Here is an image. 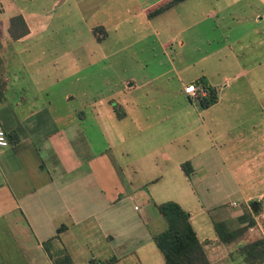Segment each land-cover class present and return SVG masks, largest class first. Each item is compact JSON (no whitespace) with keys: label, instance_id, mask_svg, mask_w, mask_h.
<instances>
[{"label":"crops","instance_id":"0c3cea01","mask_svg":"<svg viewBox=\"0 0 264 264\" xmlns=\"http://www.w3.org/2000/svg\"><path fill=\"white\" fill-rule=\"evenodd\" d=\"M18 1L0 0V125L7 139V145L0 147V264H53L64 253L71 264H164L151 237L165 228L155 205L170 199L188 213L211 264H237L239 260L233 259L241 255L223 257L227 250L224 246L235 244L237 248L254 239L222 243L212 223L222 221L227 226L228 216H243L241 210L230 209L235 203L227 202V207L218 204L220 195L240 194L250 200L255 197L243 188L264 183L254 179L258 174L264 180V93L261 95L260 89L264 82V0H182L168 7L165 5L171 0H127L132 5L129 18L137 42L152 37L158 49L165 52L175 40V52L180 53L184 40H203L208 46L214 43L193 62L184 60L181 54L167 58L162 73L173 71L178 76L207 59L228 70L217 73L215 81L219 82L205 74L203 68L199 76L190 80L203 77L216 89L217 101L209 107L200 109L196 101L187 98V104L174 111L150 113V120L158 122H169L173 116L178 127L173 130L164 124L154 130L152 126L158 124L150 123V150L142 156L148 162L142 168L133 160L119 161L128 154L126 149L134 151L138 143L121 148L107 144L96 150L80 127L85 112L89 121L115 118L119 122L126 118L124 106L137 107L133 92L150 85L152 77L146 74L140 81L132 74L126 78L110 76V81L105 76L97 93L90 92V83L80 85L91 67L93 54L106 59L115 52L106 53L101 43L110 29L124 21L111 15L107 18L111 27L107 22H96L99 37L91 34L87 42L57 54L56 59L69 56L73 64V90L62 99L82 105L58 113L51 109L49 100H41L39 94L48 93L37 87V81L33 83L36 95L30 100L25 98V87L11 72L12 60L8 56H18L24 49L7 47L23 43L45 27L42 15L26 12ZM49 1L55 6L64 0ZM15 15L22 16L27 33L11 39L7 27ZM237 28L239 32L235 33ZM188 32L194 38L188 37ZM74 36L75 33L71 38ZM114 36L121 40L119 33ZM92 39L99 40L97 53L85 50ZM140 67L144 69L145 65ZM16 68L19 72L28 70L24 63ZM105 68L104 64L100 66ZM35 71L39 72V68L31 70ZM252 71L257 73L254 79L259 85L251 81ZM190 81H180L183 92ZM236 81L245 88L236 89ZM16 85L18 96L11 99L9 91ZM24 104L25 110L20 108ZM210 110L214 112L209 121L215 125L218 120L259 117L263 126L259 124L257 129L253 123L248 129L241 127L233 132L234 126L229 124L213 134L203 117ZM184 162L188 163L187 173L181 168ZM219 169H224L227 177H219ZM137 190L144 192L140 205L135 204ZM219 214L225 218H217Z\"/></svg>","mask_w":264,"mask_h":264},{"label":"rangeland","instance_id":"374dc122","mask_svg":"<svg viewBox=\"0 0 264 264\" xmlns=\"http://www.w3.org/2000/svg\"><path fill=\"white\" fill-rule=\"evenodd\" d=\"M126 2L128 1L126 0ZM193 2L194 1H192V3ZM17 4L22 5L28 13L39 16L42 15L45 27L43 31L33 34L30 39H27L23 43L13 44V46L7 47L8 49H24L21 54H17L18 56L12 54L8 56L9 59L12 60L9 63L11 72H14V74L19 77L18 82H21L25 87V92H22L25 98L30 100L32 96L36 95L33 83L34 81H37V87H42L41 89L44 91L46 90L48 93V95L45 96L43 93H40L39 96L41 97V100H49L51 109L58 113L65 111L68 107L80 108L82 105L75 103V101H63L62 99L64 94L73 90L71 88L72 84L70 83L74 78L70 73L71 65L73 64L70 63L69 56H63L62 58L56 59L57 54L69 50L73 45L87 42L88 39H90L91 34L99 37L101 31L100 28L95 25L96 22H107V18H110L111 15L118 16V19L124 21L123 23L119 21L120 24L116 28L110 29L107 39L101 43V48L106 50V53L112 50H115V52L110 54L106 59H99L98 56L93 54L91 56L92 61L88 74L85 75V78H81L79 81L80 85H83L84 82L90 83V92L97 93V87H99L101 82L104 81L105 76L108 81L114 79L116 76L126 78L130 74L135 76V78H137L136 80L139 81L143 74L152 77L150 85L140 87L133 92V97L135 98L134 103L137 101V107L128 104L124 106L127 110L126 118L119 122H117L115 118L111 121L101 119L89 121L86 118L89 114L85 112V119H80V127L84 129V132L92 142V147L96 150L106 147L107 144H111L114 148H118L115 145L121 148L129 143H138L137 148L134 151L132 148H129V150L126 149L128 154L119 158V161L122 159L125 160L124 163H129L133 160L140 168L147 164L148 159L143 158L142 156L150 150V123L156 122L155 124H158L152 126V129L154 130L164 124L173 130L178 127L173 121V116L169 119V122H158L157 119L150 120V113L156 115L158 112L161 113L167 109L174 111L176 108H181L187 104L185 88L184 93L180 81L182 83L189 82L196 76H199L201 74V68H203L204 73L208 76L212 75V80L214 81L218 80L217 73L220 70L228 71L225 68L216 66L215 61L207 59L204 60L203 65H194L189 69V72L180 73L178 76H174L176 74H174L173 71L162 73V70H165V67L167 66L168 59L176 58L181 54L184 60L193 62L194 60H197L199 54H205L206 50L212 48L214 43L212 42L210 46H208L205 45L203 40L200 42L195 40H184V49L182 53H180L175 52L178 50L177 41L175 40L169 43L165 48V52H161L158 49L152 37H147L146 39L137 42L134 40L135 29L129 18L132 11V5L129 2L127 4L121 0H64L63 2L52 6L51 1L49 0H19ZM107 24L109 27L112 26L108 22ZM90 26H92L91 32L89 29ZM238 32L239 29H235V33ZM74 33L76 36H74L73 39L71 38V35ZM117 33L121 35V40H117L114 36V34ZM187 36L194 38L191 32H188ZM250 39L252 38L250 37ZM97 43H99V40L92 39L89 46L85 47V50L89 49L97 53L99 49ZM21 63L26 64L28 69L26 72L17 71L18 69L16 67ZM103 64L106 66L104 70L100 69V66ZM107 64H109L110 67L107 66ZM140 65H145V68L141 69ZM36 67L39 68V72H31V70ZM110 76L113 78L110 79ZM249 76L252 77L251 81L253 84L259 85L254 79L257 76L256 72H250ZM13 78L16 80V77ZM29 79L33 80V82H30ZM27 82L28 84H24ZM234 83H236V89L245 88L241 84V81H236ZM261 83L264 84V82ZM263 84H260L261 95L264 93L262 91V88L264 87ZM102 85L104 84L102 83ZM101 88L103 87L101 86ZM18 92V85L13 86L9 91L8 96H10L11 99H14V96H18ZM192 102L195 103V101ZM26 107L27 105L24 104V107L21 106L20 108L25 110ZM103 107H106V104H104ZM110 107L111 105L108 106V108ZM213 112L210 110L208 111L209 114L205 113L203 115L206 127L211 130L213 134H216L221 128H226L229 124L234 126L233 132H236L237 128L241 127L248 129L253 123L257 124V129L259 128V124L260 126H263V120H260L259 117H253L251 120L240 119L238 121L226 119L218 120L217 125H215L209 121L212 119L211 115ZM230 130H232V128H230ZM247 131L248 130L245 131L246 136ZM136 132L139 134L137 137H135ZM184 138H189V136H185ZM216 140H218V137ZM253 171V174L255 175V170ZM263 171L264 170L262 169L261 172ZM256 172L258 173L259 170ZM218 175L219 177H227L224 169H219ZM254 179L257 181H264L261 175L259 176L258 174ZM171 184H174L173 176L171 177ZM148 188L150 190V183ZM243 190L244 192H250L249 196L255 198L248 200L246 196L242 197L240 194L230 193L227 196H225V194L220 195L221 198L217 201V203L223 207L228 206L227 202L235 203V205L230 207L231 210H241L243 216L247 215V217L253 219L254 223L250 226L251 229L246 230L239 239L235 240L242 242L243 240L249 241L251 239L262 238L261 233L262 230H264V183H254L250 186L244 187ZM141 191L142 190L136 191V205H140L139 203L142 198H144V192L142 193ZM259 193H261V197H259ZM252 202L256 203L255 212L250 208ZM210 213L211 210L208 211V214L211 217ZM213 218L217 220V218L221 219L225 217L224 215L219 214L217 218ZM227 220V227L230 229L236 228L242 223L246 224L247 222H241L238 219H235V216H233V218L228 216ZM148 228H151L150 225H148ZM225 248L227 250L224 252L223 257L230 258L235 254L239 255L235 244L225 245L224 249ZM240 259L241 256L233 259V261L235 262L239 260L237 264H244Z\"/></svg>","mask_w":264,"mask_h":264},{"label":"trees","instance_id":"16d2710c","mask_svg":"<svg viewBox=\"0 0 264 264\" xmlns=\"http://www.w3.org/2000/svg\"><path fill=\"white\" fill-rule=\"evenodd\" d=\"M182 0H171L165 7ZM7 32L11 39H17L27 33V27L21 15H15L9 19ZM199 84L205 94L195 99L200 109H205L217 101L216 89L199 77L187 84V87ZM184 173L188 172V163L181 164ZM158 213L164 219L165 228L153 235L152 241L160 252L164 264H211L206 257L202 244L198 241L196 234L189 221L188 213L176 202L168 200L155 205ZM241 224L236 228H228L224 222L212 223L217 239L222 243H230L239 239L254 221L247 215L238 218ZM238 254L242 257L244 264H264V239L256 238L251 242L237 247ZM53 264H71L69 256L64 253L53 260ZM90 264L92 262L90 261ZM104 264V263H99Z\"/></svg>","mask_w":264,"mask_h":264},{"label":"built area","instance_id":"2783aa9c","mask_svg":"<svg viewBox=\"0 0 264 264\" xmlns=\"http://www.w3.org/2000/svg\"><path fill=\"white\" fill-rule=\"evenodd\" d=\"M188 88L189 87L185 86V92H186L187 98L190 101H195V99L197 98V96H200V95H204L205 94L204 89L201 88V86L199 84L195 85L194 94H190L188 91H186V89H188ZM0 140L3 141V143H0V147H5L7 145V139H6L5 133H4L1 125H0ZM261 236H262V238H264V230H262Z\"/></svg>","mask_w":264,"mask_h":264},{"label":"clouds","instance_id":"9594fccd","mask_svg":"<svg viewBox=\"0 0 264 264\" xmlns=\"http://www.w3.org/2000/svg\"><path fill=\"white\" fill-rule=\"evenodd\" d=\"M186 91H188L190 94H194L195 86L193 85L192 87H189L188 89H186ZM0 143H3V141L0 140Z\"/></svg>","mask_w":264,"mask_h":264},{"label":"water","instance_id":"95a60500","mask_svg":"<svg viewBox=\"0 0 264 264\" xmlns=\"http://www.w3.org/2000/svg\"><path fill=\"white\" fill-rule=\"evenodd\" d=\"M250 208L253 212H255L256 210V203L255 202H252L251 205H250Z\"/></svg>","mask_w":264,"mask_h":264}]
</instances>
